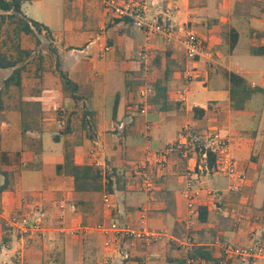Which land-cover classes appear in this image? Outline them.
Wrapping results in <instances>:
<instances>
[{"label": "crops", "instance_id": "0c3cea01", "mask_svg": "<svg viewBox=\"0 0 264 264\" xmlns=\"http://www.w3.org/2000/svg\"><path fill=\"white\" fill-rule=\"evenodd\" d=\"M139 1L149 16L175 9L178 35L196 33L206 53L190 63L180 43L148 36L102 0H67L60 30L40 21L81 100L64 94L56 69L41 72L37 94L2 102L0 264H18L19 253L25 264H210L188 255L203 248L222 259L223 245L264 244V67L253 61L264 57L254 54L264 46V0ZM232 72L263 89L243 110L233 107ZM55 107L65 110L62 120ZM186 127L195 145L209 132L226 137L241 178L217 172L216 158L197 147L165 153ZM68 152L101 171V189H76L64 166ZM189 177L200 193L197 219L185 196ZM18 213L39 218L43 231L24 237L11 224ZM113 222L166 236L146 245L93 229ZM232 264H264V257Z\"/></svg>", "mask_w": 264, "mask_h": 264}, {"label": "built area", "instance_id": "2783aa9c", "mask_svg": "<svg viewBox=\"0 0 264 264\" xmlns=\"http://www.w3.org/2000/svg\"><path fill=\"white\" fill-rule=\"evenodd\" d=\"M102 4L107 11H110L115 17L120 19H128L133 21L134 26L144 31L148 36L159 35L166 42H178L182 45L186 52L187 59L190 63L195 62L199 57L204 55L205 46L201 38L192 31H184L181 36L180 29L175 25L173 16L175 9L169 8L167 10L157 11V16L150 17L148 15V6L145 2L139 0H102ZM192 72L191 70L189 71ZM142 114L148 112V105L145 103L140 109ZM54 114L61 119L65 115V110L60 107L53 109ZM62 120V119H61ZM63 125V122H60ZM190 128H184L181 140L168 146L165 153L173 152L176 150L184 149L185 152H192L196 149V145L191 143L188 139ZM204 140L206 141V148L204 155L209 159V153H212L216 158L217 172L224 173L232 178H241L238 173L237 163L230 150L229 141L221 133L209 132L205 134ZM188 189L186 191V199L188 201V208L191 217L197 219L199 216V197L200 193L194 187L193 178L189 177ZM238 185H233L232 190H238ZM105 204L110 207L112 201L109 195L105 197ZM144 214V213H142ZM11 224L16 226L21 234L25 237L30 235L33 231H43V223L39 218L33 219L28 213H18L11 220ZM93 229L103 232H113L116 236L123 239L137 241L141 244H151L160 241L166 236L164 232L152 231L146 228L135 229L129 226H121L120 224L113 223L111 226L104 224L97 225ZM80 230H85L81 228ZM77 235V233H73ZM183 242H189L187 238ZM224 258L220 264H232L236 260H248L251 257H264V244L259 243L256 247L240 248L234 245H223ZM18 264H25L24 257L21 253L17 256ZM200 264H206L205 261L200 260Z\"/></svg>", "mask_w": 264, "mask_h": 264}, {"label": "trees", "instance_id": "16d2710c", "mask_svg": "<svg viewBox=\"0 0 264 264\" xmlns=\"http://www.w3.org/2000/svg\"><path fill=\"white\" fill-rule=\"evenodd\" d=\"M33 1V0H30ZM23 0H0V68L2 69H14L12 75L5 81L6 90H9L12 86L22 89L23 86V71L24 66H19L24 54L29 55L28 50L22 49L21 42L19 40L21 34L27 36L37 35L41 33H47L52 36V31L46 25L37 21L29 19L22 10ZM15 39H14V38ZM9 40L13 42V49L19 53V57L16 58L9 54L4 48L8 47ZM235 43V40H234ZM9 50V49H8ZM54 51L58 52V49L54 46ZM255 55L264 56V46L258 47L254 50ZM59 77L62 82V89L64 94L70 97L72 100L78 102L81 100L79 95V85L70 77L69 73L60 69L58 65L57 69ZM0 89V95L1 91ZM263 92V89L259 87H252L248 80L241 74L232 72L230 74V96L235 110H243L246 103L250 98L256 94ZM2 98L0 96V109L2 110ZM195 117H201L204 113L203 109H194ZM209 158L213 161L215 156L209 153ZM65 169L67 174L71 175L75 179L76 189L78 191L83 190H98L101 189L99 182L102 179L101 171L92 166H79L77 165L71 153L66 154ZM7 188L5 184L0 190ZM112 189L108 188L111 192ZM207 212L206 208L201 209L200 220L206 221V217L203 216ZM194 259H204L210 264H220L222 259H214L212 253L203 248L193 249L188 255ZM212 262V263H211Z\"/></svg>", "mask_w": 264, "mask_h": 264}, {"label": "rangeland", "instance_id": "374dc122", "mask_svg": "<svg viewBox=\"0 0 264 264\" xmlns=\"http://www.w3.org/2000/svg\"><path fill=\"white\" fill-rule=\"evenodd\" d=\"M66 1L67 0H23L22 10L29 19L37 21L39 23H45L52 30H60L63 27V20L65 18H69V13L66 12L68 8L66 5ZM151 14L152 15L150 17L158 15L157 13ZM19 40L21 42L22 49L28 50L30 54H24L22 56V61L18 65V67L24 66L22 89H18L17 87L12 86L9 90H6L5 81L8 77H10V75H12L14 69L0 68V89H2L0 96L2 98V101L6 103L11 102L13 101V99H16L18 97H22V95L28 96L31 94H37L36 88L39 85L38 82H41V72H56V69H58V65L60 66V69L62 67L59 62L60 55H58V52L54 51L55 43L52 36L48 35L47 33H41L31 36L21 34ZM12 45L13 42L9 40L8 47H5L4 49L8 51L9 54L18 58L20 55L13 49ZM253 61H255L254 64L256 68L264 67V57L254 58ZM60 104H63L65 107L68 106L63 100L60 101ZM44 105V102H39V107H42ZM198 141H202V143L197 142V148L203 150L207 149L205 147L206 141L204 139H200ZM193 143L195 144L196 142ZM111 205V207L113 208V202ZM113 223L119 224L118 222Z\"/></svg>", "mask_w": 264, "mask_h": 264}]
</instances>
